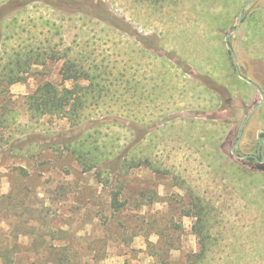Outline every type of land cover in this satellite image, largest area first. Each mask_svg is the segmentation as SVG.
Masks as SVG:
<instances>
[{"label":"rangeland","instance_id":"obj_1","mask_svg":"<svg viewBox=\"0 0 264 264\" xmlns=\"http://www.w3.org/2000/svg\"><path fill=\"white\" fill-rule=\"evenodd\" d=\"M75 1L86 12L74 0H0V196L14 195L0 199V251L18 243V264L65 255L80 264H264V165L241 157L260 155L264 104L242 130L262 97L226 46L232 34L241 74L264 92V0ZM80 58L104 77L112 70L123 95L106 104L119 116L84 129L95 126L94 139L114 153L153 161L120 185L51 145L83 130L33 119L25 105L44 82L71 88L63 65ZM11 69L23 81L8 86Z\"/></svg>","mask_w":264,"mask_h":264},{"label":"trees","instance_id":"obj_2","mask_svg":"<svg viewBox=\"0 0 264 264\" xmlns=\"http://www.w3.org/2000/svg\"><path fill=\"white\" fill-rule=\"evenodd\" d=\"M148 1V0H147ZM166 0H155L154 4L163 3ZM98 6L102 8L105 6L103 0H97ZM73 9L76 12H86L87 4L74 0ZM7 11L5 7L0 8V16ZM68 50L63 55L67 54ZM13 65V64H10ZM18 65V64H16ZM19 66V65H18ZM14 70H10L9 76H5V81L9 85H13L17 82L23 81L22 78H17L12 75ZM107 73V72H106ZM102 70V66L97 63H86L84 58L79 60L67 59L63 65V82L72 81L73 86L60 87L52 82H44L40 85L33 93L25 96V105L27 110L31 113L33 119H40L42 117L66 119L73 130H83L81 135L72 138H61L59 142H54L51 145L53 147L63 146L71 153L73 158L81 166L82 172L88 173L96 170L98 175L101 177L104 173L107 179L106 182L110 181L109 177L114 178L116 184L120 185V181L123 175H125L131 169L142 166L143 164L151 166L152 160L148 158L137 160L130 156V153L121 155L114 153L113 146L99 145L97 140L94 139V134L98 133L95 126H90L84 129L87 123L94 121L99 118L106 117H117L119 112H116L114 108L109 107L107 101H120L123 95L118 94L116 85L118 84L117 77H113L112 70L108 77H104L105 74ZM87 82L82 84L81 82ZM117 83V84H116ZM127 88L125 90L126 95L131 91V85L129 81L125 80ZM8 91V90H7ZM121 98V99H120ZM5 113V121H6ZM8 125L5 124V129ZM95 131V133H92ZM264 136V134H262ZM9 148L12 151L19 150L15 146V142L8 141ZM6 143V144H7ZM11 145V147H10ZM256 151H259V147H256ZM17 170V169H15ZM21 174L25 172L24 168L19 169ZM21 176V175H20ZM124 188V183H121V188L114 192L112 197L111 206L115 211H119L123 207V203L120 201V196ZM12 192L5 194L1 198L10 199L12 198ZM20 197H14V200L19 202ZM13 200V199H12ZM207 210V208H204ZM214 213L208 214V217H198L202 224H208L209 220H212ZM204 220V221H203ZM200 223V224H201ZM203 228H201L202 230ZM200 230V231H201ZM14 248H19V244H15ZM11 250L7 246H2L0 251V264H18L16 258V251ZM80 264L79 259L75 255H65L62 258H54V260L43 262L42 264Z\"/></svg>","mask_w":264,"mask_h":264},{"label":"water","instance_id":"obj_3","mask_svg":"<svg viewBox=\"0 0 264 264\" xmlns=\"http://www.w3.org/2000/svg\"><path fill=\"white\" fill-rule=\"evenodd\" d=\"M251 1H253V0H251ZM251 1H250V2H251ZM250 2H248V3H250ZM248 3H247V4H248ZM247 4H246V5H247ZM242 17H243V12H242V13L240 14V16L238 17V23H239V24H240L241 21H242ZM238 29H239V25L236 26L235 32L238 31ZM235 32H234V33H235ZM231 35H232V34H228L227 37H226V46H227V49L230 51L231 56H232V58H233V60H234V65H235L236 73H237V74H238L243 80H245V81L251 83L253 86H255V87L259 90V92H260V94H261V97H262L261 101H260V102H259V103H258V104H257L252 110H251V112L247 115L246 119L244 120L243 125H242V130H243L244 127L246 126L247 122H248V121L250 120V118L253 116V114H254L256 111H258V110L261 108V106L264 104V92L261 90V88H260L258 85H256L254 82H251L249 79H247L246 77H244V76L241 74L240 69L238 68V65H237L236 54H235L234 50L232 49V47H231V45H230V43H229V41H228V38H229V36H231ZM261 132H264V130H260V131L258 132V138H260V134H261ZM242 134H243V132L241 131V133H240V138L238 139V141H237L235 147H234L233 150H232V153H233L234 155H236V153H235V149H236V147L239 145V143H240V141H241Z\"/></svg>","mask_w":264,"mask_h":264},{"label":"flooded vegetation","instance_id":"obj_4","mask_svg":"<svg viewBox=\"0 0 264 264\" xmlns=\"http://www.w3.org/2000/svg\"><path fill=\"white\" fill-rule=\"evenodd\" d=\"M261 133L264 134V132H261ZM257 147L260 148V155H257L255 153H250V154H246L245 156H241V157H245V160H247L248 162L254 161L258 164L264 165V141L262 139H258Z\"/></svg>","mask_w":264,"mask_h":264},{"label":"crops","instance_id":"obj_5","mask_svg":"<svg viewBox=\"0 0 264 264\" xmlns=\"http://www.w3.org/2000/svg\"><path fill=\"white\" fill-rule=\"evenodd\" d=\"M239 77H240V76H239ZM240 78H241V77H240ZM241 79H242V78H241ZM242 80H243V79H242ZM244 81H245V80H244ZM246 82H247V81H246ZM254 87H255V86H254ZM255 88H256V87H255ZM256 89H257V88H256ZM257 90H258V89H257ZM261 90H262V89H261ZM258 91H259V90H258ZM259 93H260V92H259ZM262 106H263V105H262ZM262 106H261V107H262Z\"/></svg>","mask_w":264,"mask_h":264}]
</instances>
